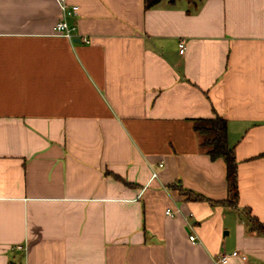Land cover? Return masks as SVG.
I'll return each instance as SVG.
<instances>
[{"label": "crops", "instance_id": "crops-1", "mask_svg": "<svg viewBox=\"0 0 264 264\" xmlns=\"http://www.w3.org/2000/svg\"><path fill=\"white\" fill-rule=\"evenodd\" d=\"M65 2L72 40L60 0H0V264H264V0Z\"/></svg>", "mask_w": 264, "mask_h": 264}, {"label": "trees", "instance_id": "trees-1", "mask_svg": "<svg viewBox=\"0 0 264 264\" xmlns=\"http://www.w3.org/2000/svg\"><path fill=\"white\" fill-rule=\"evenodd\" d=\"M161 0H144L146 9L152 8L157 5ZM195 131L202 138L201 146L206 150V153L214 161L223 159L227 166V182L229 199L227 204L236 205L238 202L239 190H238V163L234 153V149L230 147L228 141V124L227 121L219 116L215 115L211 119H198L195 120ZM184 195L188 196L189 200L206 201L214 203L212 200L199 195L194 194L189 190H181ZM249 222L253 228L258 232H264V225L259 223L255 218L249 216Z\"/></svg>", "mask_w": 264, "mask_h": 264}, {"label": "built area", "instance_id": "built-area-1", "mask_svg": "<svg viewBox=\"0 0 264 264\" xmlns=\"http://www.w3.org/2000/svg\"><path fill=\"white\" fill-rule=\"evenodd\" d=\"M60 2H61L62 11H63V17H62V20L56 24L54 31H55L56 35L64 36V37L72 40L75 37L74 31H75L76 27L71 26L68 23L67 18L70 16L77 17L79 15L80 8L78 6L69 7L67 5V3L65 2V0H60ZM83 41L86 44L92 43V40L90 38H84ZM185 49H186L185 44L182 42L180 44V54H184ZM156 176H157V174L154 173L153 177L155 178ZM167 214L171 215V216L174 215V213L172 212L171 209L167 210ZM189 239L192 243H194V244L197 243V237L195 235H190ZM18 249H20V248H18ZM232 258H241L242 260H246L247 256L240 254V252H238V251L232 252L230 254L224 252V253H221L220 255H218V257L216 259V263L217 264H225Z\"/></svg>", "mask_w": 264, "mask_h": 264}]
</instances>
